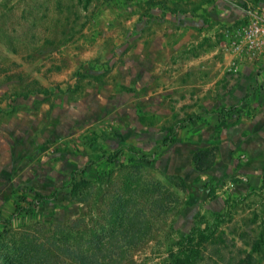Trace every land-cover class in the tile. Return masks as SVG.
I'll return each instance as SVG.
<instances>
[{
  "label": "rangeland",
  "instance_id": "obj_1",
  "mask_svg": "<svg viewBox=\"0 0 264 264\" xmlns=\"http://www.w3.org/2000/svg\"><path fill=\"white\" fill-rule=\"evenodd\" d=\"M263 12L254 0H0V131L32 106L41 115V135L55 115L79 118L88 133L98 129L106 135L119 133L124 124L115 113H134L141 126H181L197 118L202 105L196 106L194 90L177 87L180 72H203L199 82L182 78V84L199 83L200 93L209 80L217 96L231 93L244 66L264 56V35L250 47L243 30ZM149 91L152 104L144 98ZM238 114L230 125L242 120ZM220 145L214 141L196 151H210L205 160L213 157L214 164ZM103 151L98 154L111 152L106 146ZM226 181H206V194L197 191L195 197L181 176L140 156L123 166H93L76 196L61 185L53 205L5 233L0 262L15 257L26 237L32 244L60 234L81 235L83 241L102 237L118 219L112 200L127 199L132 213L143 204L148 222L145 237L128 245L119 264H165L194 221L215 226L195 264H264V172L244 189ZM216 195L218 205L209 204ZM51 256L49 264H71Z\"/></svg>",
  "mask_w": 264,
  "mask_h": 264
},
{
  "label": "crops",
  "instance_id": "obj_2",
  "mask_svg": "<svg viewBox=\"0 0 264 264\" xmlns=\"http://www.w3.org/2000/svg\"><path fill=\"white\" fill-rule=\"evenodd\" d=\"M254 2L264 5V0ZM180 73L183 76L177 87L185 92L194 90L196 106L202 107L194 114L199 115L197 118L191 117L181 126L173 127L175 138L171 142H163V139L172 127L141 126L136 115L130 112L113 114V117L124 124L119 133L110 132L107 135L98 129L88 133L79 118L74 120L66 116L58 119L56 115L51 124L47 123V133L41 135V115L37 114L39 111L33 106L31 111H21L15 120L2 124L5 129L1 131L4 130L5 134L0 131V217L9 210L14 191H26L29 195L34 192L49 195L61 185H65L63 189L67 190L71 173L77 169H85L84 174H88L93 166L102 169L115 164L107 163L104 158L96 159L105 146L110 151L117 149L121 152L118 161H135L138 156L141 160L142 157L152 159L150 164L156 165L158 169L181 176L195 197L197 191L201 196L205 195L209 183L215 186L221 180H227L231 186L244 189L259 181L264 172V56L255 64L245 65L233 91L219 96L210 80L203 85L201 93L197 86L199 83L189 84L186 80L182 84V78L188 75L199 82L197 76L203 72L197 68H183ZM146 85L148 82L144 84V90ZM252 87H256L253 93ZM150 95L151 91L144 98L152 104ZM155 102L154 98L153 103ZM235 104L241 107L237 108ZM229 107L234 108V115L239 113L237 117L242 118L241 121L230 125L229 118L234 115L221 116V108ZM92 119V123L96 124L97 121ZM163 120L166 118L161 119ZM81 141L84 147L80 145ZM214 141L221 142V152L214 164L207 170H196L191 162L193 153L197 148ZM240 176H244V180L239 182ZM56 193L58 196V192ZM219 200L216 195L209 204L218 205ZM42 212L43 210H37L18 216L11 221V225L13 227L19 222H26Z\"/></svg>",
  "mask_w": 264,
  "mask_h": 264
},
{
  "label": "trees",
  "instance_id": "obj_3",
  "mask_svg": "<svg viewBox=\"0 0 264 264\" xmlns=\"http://www.w3.org/2000/svg\"><path fill=\"white\" fill-rule=\"evenodd\" d=\"M234 108H221L219 113L223 117H231L234 115ZM174 128L169 129L168 135L163 139V142H171L174 137ZM210 151H196L193 160L195 168L199 171L209 169L214 158L205 160L210 155ZM121 152L114 150L108 154L102 153L96 156V159L104 158L107 163H115L119 166L125 165V162L118 161ZM142 161L150 164L152 159L142 157ZM85 169H77L71 173L68 189L73 196H76L77 186L88 178V174H84ZM15 194L9 210L0 217V241L6 232L11 230V221L18 216H25L37 210H43L54 204L57 193L52 192L49 195H43L39 192H34L32 195L25 192L14 191ZM13 192V193H14ZM141 198L144 196L141 194ZM83 200L82 196H77ZM147 202V201H146ZM151 203L165 209L166 206L161 201L153 199ZM111 209L114 214H118L116 226L108 230L104 236H95L94 240L83 241L81 235L70 236L60 234L54 236L48 242H34L24 238L21 241L20 247L16 248L17 255L15 257H5V264H49L48 257L66 258L71 264H119L124 260L126 252L129 249L128 245L138 242L145 237V226L148 222L145 208L143 204L136 205V212H131L130 203L125 200H112ZM168 209V208H167ZM219 216V215H217ZM116 220V217H114ZM112 222V216L110 218ZM118 226V227H117ZM215 226L208 225L206 222L194 221L193 225L182 238L176 250L171 253L170 259L165 264H195L200 257V252L204 249V243L211 239ZM48 238V237H47ZM27 239V240H25ZM122 241V242H120ZM126 243V244H125ZM48 244V245H45ZM127 245V246H125ZM33 248L36 253L30 257L29 248ZM31 248V249H32ZM20 254H19V253ZM25 256H24V255ZM2 264V262H0Z\"/></svg>",
  "mask_w": 264,
  "mask_h": 264
},
{
  "label": "built area",
  "instance_id": "obj_4",
  "mask_svg": "<svg viewBox=\"0 0 264 264\" xmlns=\"http://www.w3.org/2000/svg\"><path fill=\"white\" fill-rule=\"evenodd\" d=\"M245 35L248 37L249 46L255 44V37L264 35V12L259 20H253L246 28H243Z\"/></svg>",
  "mask_w": 264,
  "mask_h": 264
}]
</instances>
